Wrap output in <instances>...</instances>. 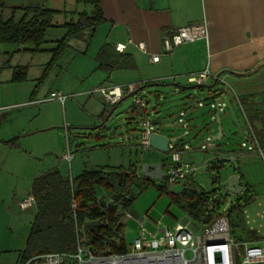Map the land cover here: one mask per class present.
<instances>
[{"label":"crops","instance_id":"crops-1","mask_svg":"<svg viewBox=\"0 0 264 264\" xmlns=\"http://www.w3.org/2000/svg\"><path fill=\"white\" fill-rule=\"evenodd\" d=\"M54 3L61 11L72 10L65 6L67 3L72 4L73 2L71 0H56ZM100 5L104 15V21L98 25L93 33L94 35L89 41V47L91 46L90 52L87 53V49L82 52L86 56L90 53V61L91 57L93 58L92 64L89 67L90 69L84 74H81L80 70H73L72 77L74 81L65 78L64 74L61 75V80H59L55 84L56 87L51 88L49 92L53 90L65 93L70 92V87L74 88L87 85L90 77H96V82L90 84L82 92L97 86L110 85H133L136 89L140 86V82L151 80L156 81V84L147 86L139 91L144 94L146 92H153L156 97H162L160 91L162 88H157L158 86L170 85L168 89L174 93L183 91L185 95L182 101L189 107V111L185 113L188 114L187 116L192 115L193 117V119L189 121L191 134L203 136L204 140L206 139L205 143L207 139H210L208 147L213 148L211 151V160L206 162L204 168L224 160L221 169L224 170L226 165L233 166V169L236 171L234 170L230 175H239L241 177L240 182L244 183L247 189L250 188L249 191L252 190L253 186L249 182L254 171L252 172V168L248 162L242 163L243 160L241 159L242 161L240 160L241 162H239V159L240 157L245 155L249 156V154L260 150L259 148L261 147L258 146L257 149L256 146L258 141L255 139V134H258L261 140H264V62H262L264 61V0H100ZM55 21L60 24L62 22V17L58 15ZM201 22H204L208 29L207 41L198 39L193 42L183 43L174 48L170 53L162 52V38L164 36L170 35L173 30L179 26L199 24ZM51 28L60 30L58 34H52V36H57L56 39H53L55 42L63 36L64 29L61 27ZM106 42L113 48L116 44H124L125 47L121 53L130 55L134 59L135 67L131 69H114L109 73L98 69L95 55L100 46ZM139 42L145 44V50H141L138 47ZM78 43H82L83 46L85 45L81 40L74 43V45H78ZM25 45L29 46L26 47ZM52 45L51 43L50 45L44 43L40 45L39 48L49 49ZM31 48L32 46L30 44L14 45L11 50L5 53L7 55V60L8 58L11 60L20 54H26L30 52L29 49ZM80 50L82 51L83 49ZM7 53H11V56L9 57ZM38 53L48 52H34V54ZM154 54H159V59L158 61L152 62L150 57ZM47 56L48 57H44L43 60L47 61V58L49 59V53ZM13 63L18 66L26 67L25 79L19 82H10L9 80L12 77L13 70L7 68L8 73L4 78L0 79V82L18 84L27 80V73L32 69L30 64L21 63V61L18 60H15ZM258 64L260 65L257 68L246 75L222 73L220 75V79L222 80H220V84L218 85L219 80H217L216 86L210 87L214 82L215 75L224 69L246 72L253 69ZM205 66H207L211 72L209 78H206L205 83L197 84L190 82L187 78L188 75L202 71ZM35 73L39 74V71L36 70ZM41 75L42 72L40 76ZM191 85H200L203 88L189 87L186 90H181L182 86ZM223 86L228 87L227 92L229 90L233 91L231 95L232 97L234 96L233 98L236 103L238 102L240 105H242V103L250 104L251 112L245 113L242 111L243 119L240 120V123L239 118L231 115L228 105L222 103L223 109H214L213 102L218 100V97L214 98V93L212 91L215 88ZM197 89L202 91H197L198 96L195 97V93L192 94V92H195ZM46 95H48L46 91L31 90L28 91L26 96L24 94L16 95L14 98L15 101L11 103H2V99L7 95H4V97L0 99V151H5L7 155L16 156V162H14L15 166L8 164L6 167V162L0 163V189H2V181L6 176H16L17 173L21 174L23 177H26L24 173L28 175L26 177L28 180L27 193L22 198L16 195L14 197V202L17 203L20 211H24L28 208L22 209L20 207V201L26 196L31 195L30 187L33 179L37 175L54 167H57L61 172V168L64 166L65 162V160L61 158V154H57L58 147L53 151L47 149L44 151H34V148L29 147L30 145H27V142L23 143L29 136L51 130L55 131L54 133L58 138L59 136L61 137L62 131H59V126L57 125L61 123V120L59 123H56L52 118L47 117L45 113L46 107L44 105H39L48 101L27 104L29 101L41 99ZM80 95L85 97L84 99L87 105L85 115L88 116L90 120H94V118H97V120H94V123H92L93 125H89L90 123L87 122L83 123V121H69L68 126L73 124V128L93 129L94 133L88 136H93V138L97 140L106 137L104 131L101 132L98 129H94V127L100 123L98 120L99 117L100 120L106 117L102 110L108 105L105 104L104 99L98 93ZM127 96H129V94L123 96L118 104ZM201 98H206L208 106H212L211 110L208 111L203 118L201 114L193 115L195 112L194 109L197 107L195 105ZM14 104H18V106L12 107ZM17 108L22 109L18 110ZM129 112L131 117L128 116L129 121L126 123L132 124L131 128L134 127L133 129L138 131L137 123L140 118L139 112L134 105L130 106ZM40 116H43V118L39 119ZM241 122L247 125V129L240 132L247 135L245 140H247V143L250 142L252 144V150L243 148V146L236 141L239 137ZM155 123L156 121L153 119V125L156 128L157 126ZM218 127H220L221 133L219 138H217L219 136ZM161 134L167 135L165 133ZM12 137H17V145L15 146L1 142L2 140H7ZM74 137L77 136L74 135ZM126 138H128V136H126ZM234 138H236V140ZM171 143L169 145L170 148H179L182 152V147L176 144L171 146ZM43 145L47 148L49 144L45 143ZM111 145L110 143H105L102 145H93V147H102V149H106V153H108L107 151L119 149L122 155V149L114 148L116 146ZM84 148L85 144L78 142L76 143L75 151ZM48 154H53L54 157L49 156L51 159H47L46 156ZM72 158L73 159L67 164L69 166V176H75L81 173L85 166L89 168L101 167L103 165L128 167L129 164H132L124 163L122 160L114 159L106 154L104 161L96 162L92 161V158H88L89 161H87V159L82 160V158H80V160H75L74 155ZM5 160L6 159H2V161ZM144 162L158 161L139 160V162L134 163L137 166V170L140 168V164ZM188 181L194 182L193 176H191ZM99 196H104L105 201H108L107 193L102 192ZM234 199L235 198H233V200ZM259 199L260 197L256 195L246 206L253 204L257 200L258 204H264V202H262L264 200ZM31 206H34V204ZM245 207L242 210V214ZM34 212L35 206L32 219ZM127 215H131L137 219L142 218L136 211L129 208L128 212L122 216L121 220L124 221ZM251 222L252 219L247 220L246 218L248 230L253 232L250 234L252 236L250 241L264 238V236L255 233L259 225ZM177 223L187 224L192 229L197 228L198 224L191 220L186 214Z\"/></svg>","mask_w":264,"mask_h":264},{"label":"rangeland","instance_id":"rangeland-1","mask_svg":"<svg viewBox=\"0 0 264 264\" xmlns=\"http://www.w3.org/2000/svg\"><path fill=\"white\" fill-rule=\"evenodd\" d=\"M14 6H36L43 3L41 1L46 2L48 6H53L54 1H45V0H8ZM45 4V5H46ZM61 5V4H60ZM68 9H76L78 11L84 10L90 13L91 6L82 3H70L65 4ZM9 11L2 16L4 19L7 16ZM21 10L18 9L14 13V17L20 16ZM9 16H7L8 18ZM60 30L56 28H48L45 36L46 44H53L51 48L55 46V42L53 39H56L57 36H52V34H58ZM89 30L84 31L78 38H71L68 40L69 46L65 49V51L59 56L53 65L47 67V63L50 59L47 58L43 60L44 57H48V53H26L17 55L11 60H7L6 51L11 50L14 45H5L0 44V79L4 78L8 73V69H12L15 65L13 63L15 60L21 61V63H29L30 71L27 73V80L18 83L12 84L9 82H0V99L7 95L2 99V103H11L15 101L14 98L16 95L24 94L27 95L28 91L31 90H39L46 91V94L53 87H56V83L61 80V75L64 74L65 78L74 81L72 77L73 70H80L81 74L87 72L92 64V57L90 61V53L86 56L82 52L86 51L90 52L89 41L94 34L91 35ZM55 37V38H54ZM61 38V37H60ZM51 39V40H50ZM84 42V46L82 43H78V45H74V43L79 41ZM28 47L29 45H25ZM50 47V46H49ZM85 47V48H83ZM89 47V48H88ZM80 49H83L82 51ZM36 53V52H35ZM80 53V54H79ZM46 61V62H45ZM8 68V69H7ZM39 71V74L35 73V71ZM42 72L43 78L39 79L40 74ZM45 74L43 75V73ZM97 80L96 77H90L87 82V85L82 87H70V93H81L86 89L90 84L95 83ZM71 84V83H69ZM170 85L166 86H158L160 89L162 97H156L153 92H146L145 98L148 100V107L152 110V118L156 121V132L165 133L169 136H180L178 140L171 143L182 147L181 157L184 161L190 162L196 166V171L193 174L194 182L197 186L203 189H209L211 184V179L216 176V172L210 167H205V164L208 160H211L212 150L213 148L208 147L210 143V139H207V142H204V137L201 135H192L191 128L189 127V121L193 119L192 115L187 116L185 113L189 111L188 105L183 103V96L185 93L183 91L179 93H174L168 88ZM89 89V88H88ZM197 91L192 92L195 93V97L198 96ZM183 92V93H182ZM232 90H229L227 93H224L222 96L223 104L228 105L230 109L231 115L243 119V113H250L251 108L249 103H242L240 105L238 102L234 101V96L232 97ZM65 93V92H64ZM200 95V94H199ZM200 97V96H199ZM85 97L82 95H75L73 97H69L64 105L62 106L57 101H48L43 104L45 108V113L47 117L52 118L59 126V131H62L61 137H57L55 135V131H47L41 132L33 136L27 137L23 143L27 142L29 147H33L34 151H44L50 150L53 151L58 147V153L66 148V138H65V128L64 126L69 125V121H83V123H90L89 125H93L94 120H90L88 116L85 115V111L87 110V105L85 103ZM237 99V98H236ZM133 104V96L129 95L125 99L122 100L118 105L114 107V110L110 114L109 118L105 120V125L107 129L104 131L106 137L101 139H95L93 136H88L93 132V129L86 128H73L72 125L68 126V135L70 138V147H68L71 151V154L74 155L75 160H85L88 158H92V161H104L105 154L109 157H112L117 160H122L124 163H137L139 160H152L158 161L161 164H165L169 159V154L160 152L154 148L142 149L139 146V130H134L131 126L132 124H127L129 121L128 116H130L129 108ZM155 105V106H154ZM195 105V104H194ZM197 106L194 110L193 115L206 114L208 106L206 98L199 99ZM112 108V107H111ZM22 109V108H17ZM42 115V114H41ZM131 117V116H130ZM43 116H40L39 119H42ZM98 120L101 122L100 117ZM98 124V122H97ZM191 124V123H190ZM88 125V124H87ZM239 128V137L236 140L243 148L252 150V144L247 143L246 137L247 135L241 133L247 129V125L241 122ZM72 127V128H71ZM86 127V126H81ZM130 128V129H129ZM138 129V126H137ZM77 137H74V135ZM183 134V135H182ZM112 135V136H111ZM128 136V138H126ZM255 139L260 143L262 147H264V140L260 139L258 134H255ZM85 144L84 149H79L75 151L76 143ZM49 144L47 148L44 147L43 144ZM105 143L112 144L111 146H116L114 148L122 149V155L120 154L119 149L107 151L106 149H102V147H93V145H102ZM257 149L258 144L256 143ZM94 148V149H91ZM91 149V150H89ZM101 150V151H100ZM258 151V152H257ZM255 153L249 154V156L240 157L239 162H248L252 168L253 175L250 178V184L253 195H257L261 200H264V151L257 150ZM53 154H48L46 156L47 159H51ZM90 156V157H89ZM2 159H6L2 161ZM46 159V160H47ZM73 159V158H72ZM71 159V160H72ZM242 159V160H241ZM0 163L6 162V167L8 164L14 165L16 162L15 155H7L5 151H0ZM241 160V161H240ZM65 161L64 166L61 168V172L65 176H69V166ZM71 164V163H70ZM126 165V164H125ZM165 171V167L162 168ZM233 166H228L224 168V170L220 169L218 171V179L217 183L214 186H224L226 184L229 175L234 172ZM236 171V170H235ZM163 174V173H162ZM24 176H28L24 173ZM23 177L21 174L17 173L16 176L8 175L2 181V189H0V264H15L16 257L21 252L25 245V239L29 232L30 223L32 221V214L34 211V206L28 207L24 211H20L17 203L14 202L15 195L22 198L28 190L27 178ZM152 179V182L149 181L143 187H136L134 189V194L136 198L130 206V209L136 211L139 216L144 218V227L148 230H153V226L151 222L159 221L161 225H166L169 227H174L177 222H179L182 217L185 215L183 209L181 208V204H176L170 198V192H180L182 189V184L184 181H179L172 183L169 188L164 186V189L157 188V183L160 184V179ZM169 191V192H168ZM102 192L106 193L104 189H97L98 195H101ZM245 193V192H244ZM223 198H235L236 194H228L225 195L223 191L220 192ZM248 194V193H246ZM107 198V197H106ZM259 199V200H260ZM264 202V201H262ZM16 203V204H15ZM128 212V211H127ZM247 220L252 219L251 223L258 224V229L255 231L257 235L264 236V204H258V200L253 204L246 206L243 214L237 218L232 220L231 224V232L236 239L240 241H250L253 232L248 230V226L246 225ZM124 236L127 246L132 243V240L138 229V219L134 218L131 215H127L124 221ZM260 239V238H258ZM256 239V240H258ZM255 241V240H254ZM188 255V254H186Z\"/></svg>","mask_w":264,"mask_h":264},{"label":"trees","instance_id":"trees-1","mask_svg":"<svg viewBox=\"0 0 264 264\" xmlns=\"http://www.w3.org/2000/svg\"><path fill=\"white\" fill-rule=\"evenodd\" d=\"M51 1L55 2L56 0ZM71 1L90 5V13L84 10L61 11L55 5L48 6L44 1L36 6H14L15 8L12 9L8 18L0 19V44H30L32 46L29 49L30 52L47 51L50 54L47 67L53 65L69 46V39L78 38L86 30H89L92 35L98 25L104 21L100 0ZM18 9L21 10L20 16L14 17V13ZM58 15L62 17L60 24L55 21ZM51 27L63 28L64 34L55 41L53 48L40 49L39 46L46 42V31ZM7 54L9 57L11 56V53ZM95 60L97 68L107 73L114 69L135 67L134 59L130 55L116 51L107 42L100 46ZM12 70L10 82H19L25 79V66L15 65ZM40 78L42 79L43 76L41 75ZM155 84L156 81H143L135 91L140 92L139 90ZM189 87L203 88L200 85H191L182 86L181 90H186ZM117 104L111 107L113 108ZM94 129L105 131L107 129L105 120L103 119ZM1 142L15 146L17 137ZM257 143L261 147L259 149L264 151L262 150L264 147L259 142ZM223 162L224 160L210 166L216 172V176L211 179L208 190L187 179L182 184L180 192L169 193L172 201L181 204L184 213L198 224L202 225L206 222V216L202 215V209L206 203L211 206V211L219 204L217 198L213 199V194H219L222 188L219 184L214 187V184L218 182L217 174L223 166ZM138 170L137 166L132 163L128 167L103 165L89 168L85 166L81 173L70 177L63 175L57 167L37 175L30 187V194L34 198V216L25 239V245L15 262L44 252L57 251L74 254L78 239L82 246L94 254L124 253L127 244L122 216L136 198L134 189L145 186L149 181L152 182L150 177L144 176L140 169ZM241 184L243 190L234 195V204L228 210L230 228L232 220L239 217L247 203L256 196L248 191L244 183ZM98 188L106 191L108 201H105L104 196L97 194ZM157 188L164 189V185H157ZM100 197H103V200ZM72 200L76 204L75 213L71 208ZM97 220L99 221L97 225H87L88 222ZM75 224L79 229L78 235ZM64 264H77V261L70 257Z\"/></svg>","mask_w":264,"mask_h":264},{"label":"built area","instance_id":"built-area-1","mask_svg":"<svg viewBox=\"0 0 264 264\" xmlns=\"http://www.w3.org/2000/svg\"><path fill=\"white\" fill-rule=\"evenodd\" d=\"M198 39L208 40V29L204 22L179 26L170 35L162 38V52L170 53L181 44ZM124 47L125 45L120 43L116 44L114 49L122 52ZM138 47L145 50L143 42H139ZM158 59L159 54L150 57L152 62L158 61ZM210 75L211 72L205 66L202 71L191 73L187 78L190 82L203 84ZM91 93L100 94L108 107L118 103L125 95L133 96V104L140 116L137 123L139 146L142 149L151 148V138L156 133L152 109L148 107L149 102L144 93L135 91L133 85L97 86L85 92L70 94L53 90L48 92L45 97L29 101L27 104L55 100L63 106L69 97ZM15 106L18 104L12 105V107ZM64 128L66 129V148L61 152V158L69 163L73 154L68 148L70 147L68 125L66 124ZM167 153L169 159L164 165L162 164L165 171L162 170L160 184H157L169 188L172 183L191 178L197 168L182 159V152L179 149L168 148ZM215 198L219 202L218 206L211 211L209 203L204 205L202 215L206 216V223L197 224L195 230L187 224L177 223L174 227H169L161 225L159 221L151 222L153 230H148L144 227V218H139L138 230L132 243L126 247V251L122 254H94L82 246L78 239L74 254L57 251L38 253L27 259L18 260L15 264H64L70 257L76 259L77 264H264V238L255 241L236 239L231 232L228 216V210L234 204V200L223 198L220 193L213 194V199ZM32 204H34L32 195H28L20 201L22 209ZM71 208L74 212L76 204L73 200ZM75 230L78 235L79 229L76 224Z\"/></svg>","mask_w":264,"mask_h":264},{"label":"water","instance_id":"water-1","mask_svg":"<svg viewBox=\"0 0 264 264\" xmlns=\"http://www.w3.org/2000/svg\"><path fill=\"white\" fill-rule=\"evenodd\" d=\"M264 62V61H262ZM261 62V63H262ZM260 63V64H261ZM260 64H258L257 66H255L253 69L248 70L246 72H237L234 70H229V69H224L220 72H218L215 75V79L214 82L210 85V87H214L216 86V81L219 80L218 85L220 84V75L222 73H227V74H231V75H246L249 72H252L255 68H257ZM222 81V80H221ZM227 86H223V87H218L215 88L212 92L213 97L216 98L218 97V100H216L215 102H213V106L215 110H219L220 108L223 109V99L222 96L224 93L227 92ZM212 108V106H210L207 110L210 111ZM114 110V108H110V107H104V109L102 110L105 113V118L104 120L108 119L110 114L112 113V111ZM206 112V113H207ZM219 131H218V137H220V127ZM183 135V134H182ZM180 138V136H167L161 133H154L152 135L151 138V142H150V146L151 148H154L160 152L166 153L169 145L171 142H175L176 140H178ZM206 141V139L204 140V142ZM161 166L162 164L160 162H144L142 164H140V171L143 173L144 176L146 177H150V178H156V179H160L162 177V171H161ZM240 176L236 175V174H232L229 176V178L226 181V184L221 188V191H223L225 193V195L227 194H239L242 190H243V186L240 184ZM101 200H103V197H100ZM102 206L104 205L103 203L101 204ZM98 220L97 221H92V222H88L87 225H97L98 224ZM196 229V228H195ZM194 229V230H195Z\"/></svg>","mask_w":264,"mask_h":264},{"label":"flooded vegetation","instance_id":"flooded-vegetation-1","mask_svg":"<svg viewBox=\"0 0 264 264\" xmlns=\"http://www.w3.org/2000/svg\"><path fill=\"white\" fill-rule=\"evenodd\" d=\"M13 9V5L8 0H0V19L4 20L7 18V16H10ZM8 13L7 16L3 19L2 16L5 15V13Z\"/></svg>","mask_w":264,"mask_h":264},{"label":"clouds","instance_id":"clouds-1","mask_svg":"<svg viewBox=\"0 0 264 264\" xmlns=\"http://www.w3.org/2000/svg\"><path fill=\"white\" fill-rule=\"evenodd\" d=\"M169 149H171L170 147H169ZM140 169V168H139ZM161 171H162V166H161ZM162 173H163V171H162ZM70 177V176H69ZM153 179H156V178H153ZM158 185V184H157ZM208 190V189H207Z\"/></svg>","mask_w":264,"mask_h":264}]
</instances>
